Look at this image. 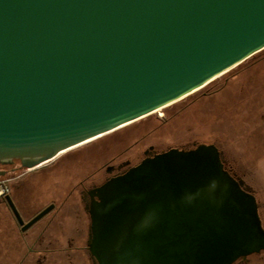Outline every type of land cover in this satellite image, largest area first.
Masks as SVG:
<instances>
[{"label": "water", "instance_id": "1", "mask_svg": "<svg viewBox=\"0 0 264 264\" xmlns=\"http://www.w3.org/2000/svg\"><path fill=\"white\" fill-rule=\"evenodd\" d=\"M263 51L264 0H0V164L44 167ZM165 157L185 178L210 161V186L184 187L156 224L142 218L147 230L120 234L106 264H234L264 253L256 201L223 172L213 146ZM98 223L92 216L94 256Z\"/></svg>", "mask_w": 264, "mask_h": 264}, {"label": "flooded vegetation", "instance_id": "2", "mask_svg": "<svg viewBox=\"0 0 264 264\" xmlns=\"http://www.w3.org/2000/svg\"><path fill=\"white\" fill-rule=\"evenodd\" d=\"M109 137L108 135L83 145L84 147L65 153L55 160L80 156L82 153L104 159L97 170L81 178L57 204L52 200L49 203L42 202L31 195L29 187L32 175L54 161L32 171L24 169L18 160L0 164V179L8 178L0 182V264H55V253L71 251L73 248L72 244H68L65 249H60L56 238L58 240L59 236H78L83 233L86 242L75 251L85 253L89 264H106V250L121 244L124 237L120 234L129 238L147 230V226H144H149L147 220L143 227L139 226L142 218L156 224L165 211L169 212L182 202L187 195L182 191L184 187L210 186V161L204 166L196 164L193 170L187 172L189 177L185 178V169L179 166L175 158H164L172 150L180 153L193 152L200 146L196 143L159 151L152 146L144 147L136 156L129 155L132 150L128 147L110 158L107 157V147L104 150L97 149L95 153L89 150L94 143L99 144ZM122 140L124 139L118 140L117 144L122 146ZM205 146H213L217 150L223 172L243 193L256 201L253 189L233 171L223 152L215 145ZM164 199L166 204L163 207L151 210V205ZM45 210L50 211L27 227ZM14 211L22 224L18 222ZM92 216L99 221L93 249L95 256L90 251L94 241ZM247 262L248 257L239 259L234 264Z\"/></svg>", "mask_w": 264, "mask_h": 264}, {"label": "rangeland", "instance_id": "3", "mask_svg": "<svg viewBox=\"0 0 264 264\" xmlns=\"http://www.w3.org/2000/svg\"><path fill=\"white\" fill-rule=\"evenodd\" d=\"M252 60L209 89L177 103L172 111L159 112L123 128L99 144L94 143L89 150L95 153L107 147L110 158L128 147L132 150L129 155L136 156L149 146L159 151L190 143L215 145L238 177L253 189L264 231V56L253 65ZM121 139L122 146L117 144ZM103 160L82 153L54 161L32 175L31 195L44 203L52 200L57 204L81 178L97 170ZM84 234L56 238L60 249L68 244L73 248L55 253V264H89L85 253L75 251L85 244ZM246 264H264V253L248 257Z\"/></svg>", "mask_w": 264, "mask_h": 264}, {"label": "trees", "instance_id": "4", "mask_svg": "<svg viewBox=\"0 0 264 264\" xmlns=\"http://www.w3.org/2000/svg\"><path fill=\"white\" fill-rule=\"evenodd\" d=\"M263 57L264 56V51L263 52H261V53H259V54H257L256 56H254L253 58H251V59H254V61H253V63H252V65L253 64H256V63H258L257 61H258V57ZM250 59V60H251ZM250 60H248V61H250ZM247 61V62H248ZM247 62H245V63H247ZM244 63V64H245ZM244 64H242L241 66H239L238 68H236V69H240V68H242L243 67V65ZM245 67V66H244ZM235 70H233V71H231L230 73H228L227 75H225L224 77H223V79H226L229 75H231L233 72H234ZM218 81H215V82H213L211 85H209L208 87H206L205 89L207 90V89H209L211 86H213V85H215L216 83H217ZM204 89V90H205ZM203 91V90H202ZM194 95H196V94H194ZM194 95H192V96H190L189 98H191V97H193ZM189 98H187V99H189ZM195 99V98H194ZM193 104V103H192ZM178 104H175L174 106H171V107H169V108H167V109H165V110H163V112H165V111H172L173 109H175L176 108V106H177ZM191 105V104H190ZM180 112V111H179ZM177 113H178V111H177ZM178 115V114H177ZM132 125H134V124H132ZM129 127H131V125L130 126H128V127H126L125 129H128Z\"/></svg>", "mask_w": 264, "mask_h": 264}, {"label": "clouds", "instance_id": "5", "mask_svg": "<svg viewBox=\"0 0 264 264\" xmlns=\"http://www.w3.org/2000/svg\"><path fill=\"white\" fill-rule=\"evenodd\" d=\"M212 184H213V185H218V184H219V181H218V180H215V179H213V180H212Z\"/></svg>", "mask_w": 264, "mask_h": 264}, {"label": "bare ground", "instance_id": "6", "mask_svg": "<svg viewBox=\"0 0 264 264\" xmlns=\"http://www.w3.org/2000/svg\"><path fill=\"white\" fill-rule=\"evenodd\" d=\"M159 112H162V111H159ZM159 112H158V113H159Z\"/></svg>", "mask_w": 264, "mask_h": 264}]
</instances>
